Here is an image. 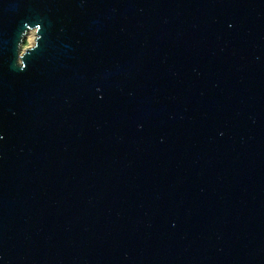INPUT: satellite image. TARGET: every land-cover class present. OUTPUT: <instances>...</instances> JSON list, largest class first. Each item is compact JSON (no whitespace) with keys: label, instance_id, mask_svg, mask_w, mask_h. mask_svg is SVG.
I'll list each match as a JSON object with an SVG mask.
<instances>
[{"label":"water","instance_id":"obj_1","mask_svg":"<svg viewBox=\"0 0 264 264\" xmlns=\"http://www.w3.org/2000/svg\"><path fill=\"white\" fill-rule=\"evenodd\" d=\"M0 264H264V0H0Z\"/></svg>","mask_w":264,"mask_h":264},{"label":"bare ground","instance_id":"obj_2","mask_svg":"<svg viewBox=\"0 0 264 264\" xmlns=\"http://www.w3.org/2000/svg\"><path fill=\"white\" fill-rule=\"evenodd\" d=\"M27 39L29 40L31 46L34 45L36 40V30H31L27 35Z\"/></svg>","mask_w":264,"mask_h":264},{"label":"rangeland","instance_id":"obj_3","mask_svg":"<svg viewBox=\"0 0 264 264\" xmlns=\"http://www.w3.org/2000/svg\"><path fill=\"white\" fill-rule=\"evenodd\" d=\"M25 42H29V40L27 39V37L24 39V42H23V45H22V48L25 49L24 45H25ZM31 46V45H30Z\"/></svg>","mask_w":264,"mask_h":264},{"label":"clouds","instance_id":"obj_4","mask_svg":"<svg viewBox=\"0 0 264 264\" xmlns=\"http://www.w3.org/2000/svg\"><path fill=\"white\" fill-rule=\"evenodd\" d=\"M25 48H28L30 47V42H25V45H24Z\"/></svg>","mask_w":264,"mask_h":264}]
</instances>
